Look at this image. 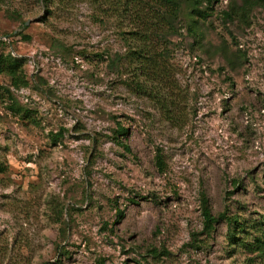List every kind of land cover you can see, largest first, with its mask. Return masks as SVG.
Wrapping results in <instances>:
<instances>
[{"label": "rangeland", "instance_id": "rangeland-1", "mask_svg": "<svg viewBox=\"0 0 264 264\" xmlns=\"http://www.w3.org/2000/svg\"><path fill=\"white\" fill-rule=\"evenodd\" d=\"M227 6L202 24L201 47L184 28L171 39L180 102L167 119L108 67L124 28L89 1L0 0V55L23 59L30 83L0 75L30 112L0 94V264H264L225 222L202 232V195L247 225L241 240L264 228V9L242 26L224 23Z\"/></svg>", "mask_w": 264, "mask_h": 264}, {"label": "trees", "instance_id": "trees-1", "mask_svg": "<svg viewBox=\"0 0 264 264\" xmlns=\"http://www.w3.org/2000/svg\"><path fill=\"white\" fill-rule=\"evenodd\" d=\"M97 11L107 18L115 20L121 30L120 36L125 46L123 55H114L108 67L118 75H125L123 84L137 95L150 99L167 119L175 116L179 98L175 92V85L170 78L167 66L168 49L171 39L181 36L180 30L193 39L198 47L202 46V24L214 14V6L223 0H87ZM257 8L264 9V0H228L226 11H222V20L231 25H247L249 16ZM14 18H20L18 13H12ZM222 47V48H221ZM220 46L216 51L234 66L230 59V52ZM0 75L9 79L10 87L19 90L30 86L25 73L23 59L12 57L11 54L0 55ZM2 95L11 101L10 109L16 114L30 118V112L20 106L10 88L0 86ZM34 122V119H32ZM112 130L111 140L121 146L126 152L129 147L122 141L128 130L119 122ZM61 134H56L57 137ZM156 166L160 172L164 171L165 163L160 153H157ZM202 232L209 236L214 226L225 222L229 237L233 243L239 242L249 254L264 261V228L255 229L250 240H241L240 235L248 234L249 228L236 215H229L227 211L214 216L207 198L201 197ZM122 213L117 212V218ZM264 226V222H263ZM68 228L67 221H63V236ZM65 254V253H64ZM50 264V263H46Z\"/></svg>", "mask_w": 264, "mask_h": 264}]
</instances>
